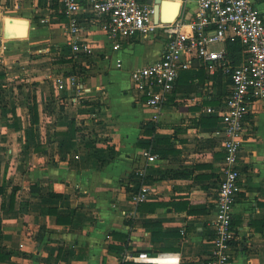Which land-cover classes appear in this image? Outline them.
Listing matches in <instances>:
<instances>
[{"label":"crops","instance_id":"1","mask_svg":"<svg viewBox=\"0 0 264 264\" xmlns=\"http://www.w3.org/2000/svg\"><path fill=\"white\" fill-rule=\"evenodd\" d=\"M153 1L146 3L160 2V21L189 20L198 11L196 0ZM251 1L264 15V0ZM8 20L26 25V36H14ZM64 21L58 0H0V72L15 58L27 75L24 85L0 90V251L11 256L0 264H153L130 258L142 253L161 256L158 264L208 259L224 153L214 137L218 119L203 110L224 99L229 81L220 72L210 77L195 60L156 122L155 111L131 93L130 72L160 59L163 37H137L116 51L99 27L87 25L91 57L70 52L42 65L48 56L31 57L33 49L54 47L59 30L66 45ZM72 68L88 91L56 90L58 69ZM250 128L229 264H264V101ZM144 150L158 160L145 178L149 198L135 204ZM51 209L74 211L72 223L59 224Z\"/></svg>","mask_w":264,"mask_h":264},{"label":"built area","instance_id":"2","mask_svg":"<svg viewBox=\"0 0 264 264\" xmlns=\"http://www.w3.org/2000/svg\"><path fill=\"white\" fill-rule=\"evenodd\" d=\"M196 1L198 11L189 20L175 18L157 23L153 8L146 0H58V7L65 17L62 25L73 58L93 55L87 25L99 27L116 51L137 37H163L160 59L130 72L131 93L136 102H143L155 111L156 122L174 97L181 73L191 69L195 60L202 61L210 77L220 72L229 81L224 99L203 110V114L218 119L214 137L220 142L224 156L215 216L211 220L214 250L208 259L198 262L229 264L237 238L233 215L241 192L240 153L252 130L250 117L255 105L264 101V15L251 0ZM228 43H238L241 47L237 64L229 56ZM116 66L122 68L120 59ZM80 76L76 73L57 75L54 79L56 90L88 91ZM141 157L140 185L132 192L135 204L149 198L151 189L145 178L148 168L158 160L153 150H144ZM158 257L146 253L130 256L135 261L153 264H158ZM165 257L170 258V255Z\"/></svg>","mask_w":264,"mask_h":264},{"label":"rangeland","instance_id":"3","mask_svg":"<svg viewBox=\"0 0 264 264\" xmlns=\"http://www.w3.org/2000/svg\"><path fill=\"white\" fill-rule=\"evenodd\" d=\"M60 33L61 32L59 30L58 33L56 34L59 37L58 40L56 42H53L52 43V45H54V47L51 46V44H50V46H47V48H46V46L45 47L38 46L35 49H33V52L31 54V57L38 56V55L41 56V55H45L46 54L49 59L46 62H43L42 65H49L50 63L53 62L52 61V58H54V57H56V58L60 57V58H58L59 60L63 59V57H65V59H68V57L70 56V51H69L68 46L65 45L64 40H63V37H61V34ZM25 36H23V37H25ZM23 37H19V38H23ZM48 48H50V53H52L51 55H49ZM9 49L10 48H8L7 50H3V51L5 53H7L9 51ZM52 49H56V51L55 50H52ZM40 50H42V51L41 52H38ZM11 52L13 53V51H11ZM55 53H59V54L58 55H55ZM22 54L23 53H21V55ZM59 60H57V61H59ZM6 61L7 62L1 63L2 69H1L0 75L2 77H5L4 80L0 81V90H2V91L5 89L4 86L14 87V86H17V85H24L25 84V81H23V80H25V77H27V75L21 73L24 70L25 64H23L24 67H20L21 64L16 63L15 58H13V60H6ZM23 61H25V60H23ZM73 61L74 60H72V62ZM27 62H28V60H27ZM26 65H27V68H28L29 65L27 63H26ZM62 69H58V73L61 74V75L67 76V75H71V74L74 73V69L73 68L71 70H68V71H64ZM23 75H24V77H23ZM15 77H17V78H15ZM6 89H7V87H6ZM9 96L10 95L8 94V92H4L3 93V96H2L3 102H7ZM3 113L6 114L8 112L5 111ZM1 116H2V118L7 117V115L6 116L5 115H1Z\"/></svg>","mask_w":264,"mask_h":264},{"label":"trees","instance_id":"4","mask_svg":"<svg viewBox=\"0 0 264 264\" xmlns=\"http://www.w3.org/2000/svg\"><path fill=\"white\" fill-rule=\"evenodd\" d=\"M229 56L233 60L235 64H237L240 61V51L241 47L238 43H228L227 44ZM217 123V119H215V122L213 124ZM5 187H0V194L3 195L5 193ZM55 197H59L58 195H55ZM12 201H13V195H12ZM51 213L55 214L58 218L59 224H71L72 218L71 216L74 214V211L71 212V215L69 216H62L59 215L55 210L51 209ZM10 254L4 251H0V263H6L10 260Z\"/></svg>","mask_w":264,"mask_h":264},{"label":"water","instance_id":"5","mask_svg":"<svg viewBox=\"0 0 264 264\" xmlns=\"http://www.w3.org/2000/svg\"><path fill=\"white\" fill-rule=\"evenodd\" d=\"M154 3V1L153 0H151V2H150V4H153ZM159 10H160V2L159 1H157L156 3H155V5H154V7H153V11H154V13H153V17H154V21L157 23V22H159ZM176 17H173V18H171V19H169V18H167V19H165V20H167V21H171V20H173V19H175ZM12 23V22H11ZM11 25V24H10ZM9 27V26H8ZM11 29V28H10ZM14 36H16V37H18V35L16 34V32H15V34H14ZM1 42H2V40H1V38H0V48H1Z\"/></svg>","mask_w":264,"mask_h":264},{"label":"bare ground","instance_id":"6","mask_svg":"<svg viewBox=\"0 0 264 264\" xmlns=\"http://www.w3.org/2000/svg\"><path fill=\"white\" fill-rule=\"evenodd\" d=\"M167 5V4H166ZM7 24H8V26L11 28V29H15V32H16V34L18 35V37H21V36H23V31H25V27H26V25H24V24H20V26H15V25H13L12 23H11V21L10 20H8V22H7ZM11 24V25H10ZM161 257V256H160ZM160 257H158V258H160ZM163 257V256H162ZM174 257V256H173ZM157 258V259H158ZM165 259V258H164ZM169 261V260H168ZM161 264H167V262H165V261H162V262H160Z\"/></svg>","mask_w":264,"mask_h":264}]
</instances>
